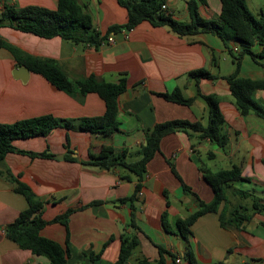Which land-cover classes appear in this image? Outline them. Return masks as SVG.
Instances as JSON below:
<instances>
[{"label":"crops","instance_id":"obj_1","mask_svg":"<svg viewBox=\"0 0 264 264\" xmlns=\"http://www.w3.org/2000/svg\"><path fill=\"white\" fill-rule=\"evenodd\" d=\"M189 1L164 0L165 12L177 21L188 23ZM78 2L87 6L94 26L102 35L111 26L127 22V10L118 0ZM246 3L254 16L264 12V0ZM4 4L51 10L58 7L57 0H0V10ZM198 5L204 19L219 21L220 0H204ZM0 38L30 56L56 61L71 81L90 76L107 83L126 80V91L118 99V131L112 135L83 132L76 125L71 129L57 127L47 136L12 143L17 150L46 152L53 157L10 152L4 159V166L46 202L44 220L51 221L73 210L68 224L69 264H114L121 249V236L131 234L139 241L134 260L144 257L150 262L159 261L158 246H161L165 250V264H191L187 252L193 254L195 264H264V207L254 212L250 204L238 198V191L258 193L256 188L262 187L257 196L264 204V120L253 114H240L224 79L235 72V58L241 46L231 38L225 43L213 33L180 37L166 27L156 28L148 22L111 35L113 43L109 39L99 48L73 44L60 37L44 39L9 27H0ZM236 46L240 47L238 53L233 51ZM251 50L258 54L262 48L255 45ZM258 62L263 64L264 59ZM198 70L216 77L201 79L199 91L202 95H216L220 100L226 120L223 131L229 140L225 150L200 139L196 133L176 132L162 139L160 152L150 161L141 180L119 167L104 170L84 164L90 153L103 156L124 152L126 163L140 161L146 132L159 123L186 120L206 124L208 106L197 97L196 83L191 77V72ZM240 75L260 80L264 78V69L244 55ZM163 93H178L195 101L185 106L156 95ZM253 98L264 105V91L254 92ZM105 110V103L97 94L62 91L41 75L27 72L8 50L0 48L1 124L46 115L75 121L103 116ZM210 153L214 154L213 158ZM60 156L62 159H58ZM168 162L174 164L182 181L206 203L213 200L214 193L200 168L216 173L239 166L242 176L252 181L229 185L225 212L228 219L235 210L252 213L251 219L241 228L222 227L219 219L222 204L219 212L200 217L191 227L192 235L183 239L176 230V222L194 213L198 204L194 196L184 192ZM125 176L130 180H122ZM237 184H243L246 189L238 188ZM138 185L141 188L136 192ZM229 194L237 197L236 202ZM129 197H135L134 209L129 203L120 202ZM27 207L24 196L0 177V264H49L47 258L21 249L6 237V227ZM164 212L171 232H166L162 225ZM132 214L137 230L130 224ZM40 234L66 246L67 229L60 223L45 226Z\"/></svg>","mask_w":264,"mask_h":264},{"label":"trees","instance_id":"obj_2","mask_svg":"<svg viewBox=\"0 0 264 264\" xmlns=\"http://www.w3.org/2000/svg\"><path fill=\"white\" fill-rule=\"evenodd\" d=\"M204 0H190L188 2V11L190 21L180 22L172 18L162 10L164 0H118L120 6L127 10V22L124 25L111 26L107 32L102 35L93 24L92 16L84 4L78 0H57L58 7L55 10L40 6L17 7L4 4L0 10V27H9L14 30L30 33L44 39L60 37L73 44L89 45L99 48L104 42H107L111 35L122 30L130 31L143 22H148L153 27H166L174 34L180 37L194 36L199 33H213L218 35L225 43L231 38L234 43L241 46L236 60V69L233 74L225 77L234 104L242 116L253 114L264 120V105L253 98L256 91H264V78L254 80L240 75L241 59L244 55H249L252 60L264 69V63L260 64L258 59H264V12L259 17L253 15L249 10L247 0H220L221 14L219 21L204 19L198 8V3ZM259 45L262 50L260 53H254L251 48ZM0 48L8 50L15 58L18 65H24L30 72L41 75L56 88L67 93L78 92L86 95L89 93L97 94L105 103V113L103 116L94 118H83L79 120H62L50 115L18 121L13 124L0 123V177L11 184L13 190L24 196L28 203L26 210L22 211L18 218L8 225L5 229L6 237L15 242L21 249L30 251L35 256H43L48 259L49 264H69V217L73 210H68L64 214L55 217L51 221H46L42 217V212L46 202L38 198L32 190L15 176L6 166L4 159L7 153L18 152L30 156L53 157L51 154H36L17 150L13 142L19 139H28L36 136H47L57 127L73 128L74 125L80 131L89 133H102L112 135L118 131V99L126 91V80L122 78L117 83L100 82L94 76L71 81L59 64L47 58H37L30 56L15 46L9 44L0 38ZM232 49H230V53ZM197 87V97L201 98L208 106V120L206 124L201 122H189L186 120H172L159 123L146 132L145 144L142 146V158L136 163H126L124 152L122 155L108 154L97 156L89 154V160L85 165L98 167L104 170H114L119 167L129 174L137 176L139 180L146 174L147 166L155 155L160 152V144L164 137L176 132H183L187 135L191 133L198 134L200 139L209 140L225 150L229 143L228 136L224 133L223 127L226 124L225 117L220 109V100L216 95H202L199 91V82L206 78L215 80L205 70L191 72ZM165 100L185 106H190L195 98H184L178 93L156 94ZM69 148V141L66 144ZM210 158L214 154L210 153ZM69 158V157H68ZM70 160L73 158H69ZM172 173L181 181L185 193L194 196L198 204V209L186 217L176 222V230L183 239L187 240L192 235L191 227L203 215L207 213L219 212V207L223 204V210L219 213L220 224L234 225L241 228L242 224L251 219V214L242 213L235 210L230 218L226 216L225 207L228 202L227 189L234 182L252 181L242 176L239 166L234 165L229 170L212 172L210 169L201 167L203 178L212 188L214 198L211 202L202 201L197 194L192 192L179 176L173 163L168 162ZM2 168V169H1ZM122 180H130L129 176L122 177ZM138 185L136 192L140 190ZM238 195L247 198L249 193L238 191ZM135 197H129L120 200L121 203H129L134 209ZM251 209L257 212L264 207L263 201L254 197ZM53 223H60L67 229L66 246L62 247L57 242L41 236V230ZM131 226L137 230L135 218L132 214ZM162 225L166 232H171L167 220V213L162 215ZM139 246V241L135 234L121 236V249L117 261L114 264H165L163 253L165 250L158 246L160 260L150 262L142 257L133 259L134 252ZM86 254L91 255V252ZM186 257L191 264H195L193 254L187 252ZM222 264V263H217Z\"/></svg>","mask_w":264,"mask_h":264},{"label":"rangeland","instance_id":"obj_3","mask_svg":"<svg viewBox=\"0 0 264 264\" xmlns=\"http://www.w3.org/2000/svg\"><path fill=\"white\" fill-rule=\"evenodd\" d=\"M237 187H238V188H241V189H246V188L243 187V184H237ZM261 188H262V187H260V188H256L257 191H258V193L250 192V193H249L250 196L248 197V199H245V198H242L241 196H239L238 198L241 199L240 202H242V203L247 202V204H248V205L250 204V206H251V204H252V200L254 199V197H258V196L261 194L260 191L263 190V189H261ZM229 195H230V197H233L231 194H229ZM257 195H258V196H257ZM233 199H234L235 202H236L237 197L235 198V196H234ZM238 201H239V199H238Z\"/></svg>","mask_w":264,"mask_h":264},{"label":"built area","instance_id":"obj_4","mask_svg":"<svg viewBox=\"0 0 264 264\" xmlns=\"http://www.w3.org/2000/svg\"><path fill=\"white\" fill-rule=\"evenodd\" d=\"M162 10L163 11H166L167 10V6L165 4L162 5ZM110 41L113 43V40L112 39H110ZM233 51L236 52V53H238L240 51V47L239 46L234 47L233 48ZM177 262H180V260H178Z\"/></svg>","mask_w":264,"mask_h":264},{"label":"water","instance_id":"obj_5","mask_svg":"<svg viewBox=\"0 0 264 264\" xmlns=\"http://www.w3.org/2000/svg\"><path fill=\"white\" fill-rule=\"evenodd\" d=\"M21 68H22V67H21ZM25 70H26L27 72H29V69H28L27 67H25ZM58 159H62V156L58 157Z\"/></svg>","mask_w":264,"mask_h":264}]
</instances>
